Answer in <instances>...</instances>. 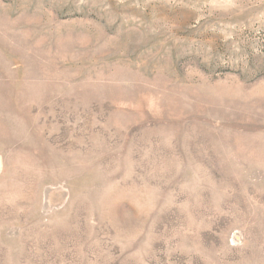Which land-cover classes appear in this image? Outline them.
Masks as SVG:
<instances>
[{
	"label": "rangeland",
	"instance_id": "1",
	"mask_svg": "<svg viewBox=\"0 0 264 264\" xmlns=\"http://www.w3.org/2000/svg\"><path fill=\"white\" fill-rule=\"evenodd\" d=\"M0 264H264V0H0Z\"/></svg>",
	"mask_w": 264,
	"mask_h": 264
}]
</instances>
